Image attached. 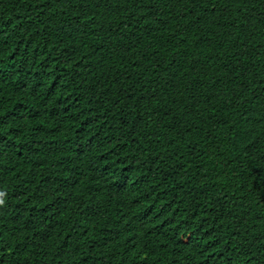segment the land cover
<instances>
[{
  "label": "trees",
  "instance_id": "trees-1",
  "mask_svg": "<svg viewBox=\"0 0 264 264\" xmlns=\"http://www.w3.org/2000/svg\"><path fill=\"white\" fill-rule=\"evenodd\" d=\"M0 264H264V0H0Z\"/></svg>",
  "mask_w": 264,
  "mask_h": 264
},
{
  "label": "clouds",
  "instance_id": "clouds-1",
  "mask_svg": "<svg viewBox=\"0 0 264 264\" xmlns=\"http://www.w3.org/2000/svg\"><path fill=\"white\" fill-rule=\"evenodd\" d=\"M0 203H3V201H0Z\"/></svg>",
  "mask_w": 264,
  "mask_h": 264
}]
</instances>
